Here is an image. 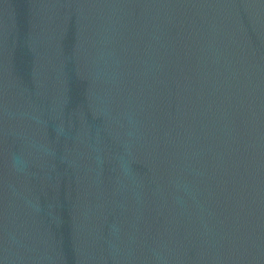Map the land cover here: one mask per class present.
I'll return each mask as SVG.
<instances>
[{"label": "water", "instance_id": "1", "mask_svg": "<svg viewBox=\"0 0 264 264\" xmlns=\"http://www.w3.org/2000/svg\"><path fill=\"white\" fill-rule=\"evenodd\" d=\"M0 264H264V0H0Z\"/></svg>", "mask_w": 264, "mask_h": 264}]
</instances>
